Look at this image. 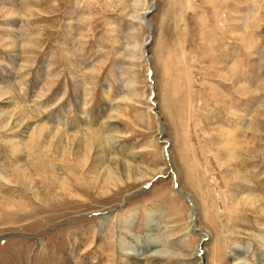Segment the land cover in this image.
Here are the masks:
<instances>
[{
	"label": "rangeland",
	"instance_id": "1",
	"mask_svg": "<svg viewBox=\"0 0 264 264\" xmlns=\"http://www.w3.org/2000/svg\"><path fill=\"white\" fill-rule=\"evenodd\" d=\"M0 264H264V0H0Z\"/></svg>",
	"mask_w": 264,
	"mask_h": 264
},
{
	"label": "bare ground",
	"instance_id": "2",
	"mask_svg": "<svg viewBox=\"0 0 264 264\" xmlns=\"http://www.w3.org/2000/svg\"><path fill=\"white\" fill-rule=\"evenodd\" d=\"M155 8H156V5H155ZM153 11H154V10H152V11L149 10V11L147 12L146 17L148 18V20H149V18H150V17H149L150 14H151ZM149 26H150V24H149ZM145 44H146V43H145ZM151 44H152V43H151ZM151 44H150V45H151ZM150 45H149V46H150ZM149 46H147V47L145 46V47L147 48L148 54H149ZM147 56H148V55H147ZM148 57H149V56H148ZM177 187H178V185H177ZM186 196L189 197L188 195H186ZM191 205H192V204H191ZM196 206H197V205H196ZM196 206H195V207H196ZM195 212H196V211H195V208H194V206H193V207H192V218L195 217ZM196 214H197V213H196ZM197 255H198L199 258L202 259V256L200 257V255L198 254V252L196 253V257H197Z\"/></svg>",
	"mask_w": 264,
	"mask_h": 264
},
{
	"label": "water",
	"instance_id": "3",
	"mask_svg": "<svg viewBox=\"0 0 264 264\" xmlns=\"http://www.w3.org/2000/svg\"><path fill=\"white\" fill-rule=\"evenodd\" d=\"M152 10H155V5L151 8V11H152ZM152 41H153V37L151 36L150 39L146 42L145 46H146V47L149 46V45L152 43ZM147 55H148V51H147ZM148 61H149V63H150L149 58H148ZM150 72L152 73V69H151V68H150ZM155 105H156V104H155Z\"/></svg>",
	"mask_w": 264,
	"mask_h": 264
}]
</instances>
